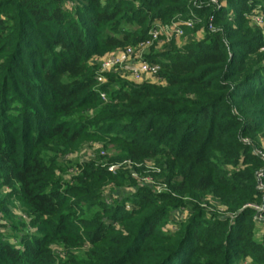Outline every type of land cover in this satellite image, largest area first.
<instances>
[{
  "label": "trees",
  "instance_id": "obj_1",
  "mask_svg": "<svg viewBox=\"0 0 264 264\" xmlns=\"http://www.w3.org/2000/svg\"><path fill=\"white\" fill-rule=\"evenodd\" d=\"M135 1L0 0V188L13 190L31 225L45 227L18 242L0 235V264H56L51 245L89 247L66 264H244L239 257L250 258L249 249L264 252L254 240L263 223L246 207L261 202L256 175L264 167L254 148L264 136V38L245 31L258 0ZM184 13L197 18L193 31L201 34L173 42L165 61L147 57L160 64L165 84L123 85L110 74L102 100L90 57L146 38L133 40L121 19L149 34ZM84 138L105 149L114 143L112 162L152 161L153 180L169 191L98 168L108 162L100 158L67 185L75 197L93 201L94 186L137 190L99 200L89 219L75 217L85 213L81 204L67 205L59 190L66 184L49 179ZM209 196L225 216H207ZM180 208L189 217L165 232Z\"/></svg>",
  "mask_w": 264,
  "mask_h": 264
},
{
  "label": "rangeland",
  "instance_id": "obj_2",
  "mask_svg": "<svg viewBox=\"0 0 264 264\" xmlns=\"http://www.w3.org/2000/svg\"><path fill=\"white\" fill-rule=\"evenodd\" d=\"M70 2L71 6L76 5V3H80L83 0H67ZM116 2L118 0H102L103 5L109 6L111 3ZM207 0H201V1H195V6L200 7L205 4ZM260 5L264 6V0H258ZM140 5V0L135 1V7H138ZM260 5L256 7L252 11H248L247 16L251 17V20L247 22L245 25V31L251 35V37L258 36V31L262 34L264 38V23L262 22L264 20V13ZM237 5L232 4L228 7L229 10H236ZM261 14V15H260ZM189 14H180L177 15L174 20H172L171 23L166 22H156L157 28H161L165 30L166 26L173 25L174 23L182 24L183 22H186L188 20L193 21V24L191 27H184V33L180 36H173L170 38H166L163 35H160L157 38H151L150 33L144 34V27H139L135 23H128L126 19H121L120 22V28L121 30H125L127 32L132 33V39L136 40L142 36H145L146 38L143 41L135 43H130V47H137L140 43L146 44V50L144 52L145 56H153V57H161L160 60L165 61V55L166 52L171 50L174 45L173 42L183 44L184 42H187L188 39L192 36H198L201 33L199 31H193L194 29V22L197 20L195 17H189ZM190 29H185V28ZM212 28H215L213 25ZM121 37V35L119 34ZM133 44V45H132ZM128 47V46H127ZM104 49L101 51L100 54L92 55L89 59V66L95 69V71L98 69L100 60L103 56H105L107 53H110L111 51ZM261 51L264 52V42L261 48ZM123 81V85L133 84L128 78H121ZM135 85V84H134ZM138 85V84H137ZM119 86L114 85L113 89L118 90ZM120 89V88H119ZM80 121H71V127L74 125L78 127ZM245 142H250L247 139H245ZM105 142L93 140V139H87L84 138L80 140L79 142L75 143L72 148L69 149V151L61 156L59 169L57 170L58 176L55 178L49 179L52 182H62L63 184H66L63 188L59 189L61 194L64 196V198L67 200V205H70L72 203H78L81 204L82 208L84 209L85 213L77 212L75 214V217L79 218H90L91 213L95 210H98V202L99 200H103L105 203L109 204L112 203L111 199L109 198V195L117 194L118 197L121 196H130L132 195V190H137L138 185L136 186H129V187H120L118 190H114L110 187V185H105V187L100 188L98 186H94L93 190L95 191V194L93 193L92 198L93 201L83 202V198H89L90 195L81 196V197H75L74 191L70 190V187L73 183V179L82 171L84 165L89 164L92 161H95L100 158L106 157L108 159L107 163H103L102 160L98 161V168L107 169L109 172L113 174H117L118 172H124L128 171L130 172V176L133 179H136L139 183V185H148L152 188H155L157 192H168L169 189H167V186L163 183L162 180H153L152 173L155 170L154 163L152 161L147 162H137L132 163L125 160H118L115 162L110 161V158L113 157L116 154V150L113 148L115 146L114 143L110 141H106L108 144V149L104 148ZM255 150L258 152H261L264 154V136H261L258 138L255 142ZM68 156H70V159L68 160ZM67 158V159H66ZM113 167V168H112ZM264 184V181H263ZM131 187V188H130ZM13 190H11L9 187H1L0 188V235H2L5 238H14L17 242L19 241L20 237L23 234H29L30 236H42L45 232V227L43 225H31V219L28 217V215L22 210L21 204L19 201V198L13 194ZM80 198V199H79ZM210 204L214 205V207H207L206 209L211 212V214L207 215L209 218L213 214H216L218 216H225L226 213L224 212V209L220 207L219 204H215L214 196H209ZM187 201H190V199H186ZM195 202V201H194ZM204 204V203H202ZM254 204V203H252ZM77 206V205H76ZM205 207V206H204ZM76 208V207H75ZM73 208V210L75 209ZM126 209H128V205L126 206ZM213 213V214H212ZM189 217V214H186L183 209H178L173 214V219L170 220L167 225L163 226V230L166 232L168 229L174 232L177 229V224L181 223L183 219H186ZM18 232V233H17ZM255 242L259 244L262 248H264V229L262 227H259V229L256 232L255 235ZM52 252L53 255L57 258L56 264H66V260L68 258V255H74V256H80L83 251H87L89 249L88 246H84V248L80 250H71L70 252L65 251L63 248L59 246H53ZM248 256L250 258L243 259L239 257V260L243 262L244 264H264L262 260H264V252L262 249L256 250V249H249L248 250ZM252 259V262H251Z\"/></svg>",
  "mask_w": 264,
  "mask_h": 264
},
{
  "label": "built area",
  "instance_id": "obj_3",
  "mask_svg": "<svg viewBox=\"0 0 264 264\" xmlns=\"http://www.w3.org/2000/svg\"><path fill=\"white\" fill-rule=\"evenodd\" d=\"M192 24L193 21L188 20L184 22L183 26L191 27ZM183 26L174 23L173 25L166 26L165 30L162 27H156L150 32V36L151 38H157L160 35L166 38H170L172 35L177 37L184 33ZM145 50L146 44L140 43L137 47L128 46L123 49H118L101 58L99 67L95 72V80L98 88L97 92L102 100L106 101L108 98L107 93L101 88L108 82V75L110 74H115L121 78H128L136 84H165V79L160 74V64L151 62L144 55ZM256 153L264 160V154L258 151ZM256 176L257 190L261 192L262 199L260 203L249 204L246 207L255 210V218L264 225V167H262Z\"/></svg>",
  "mask_w": 264,
  "mask_h": 264
},
{
  "label": "crops",
  "instance_id": "obj_4",
  "mask_svg": "<svg viewBox=\"0 0 264 264\" xmlns=\"http://www.w3.org/2000/svg\"><path fill=\"white\" fill-rule=\"evenodd\" d=\"M260 227H262V229H264V225H261Z\"/></svg>",
  "mask_w": 264,
  "mask_h": 264
}]
</instances>
